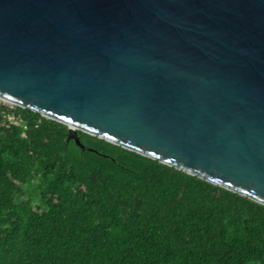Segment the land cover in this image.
Here are the masks:
<instances>
[{"label": "water", "instance_id": "water-1", "mask_svg": "<svg viewBox=\"0 0 264 264\" xmlns=\"http://www.w3.org/2000/svg\"><path fill=\"white\" fill-rule=\"evenodd\" d=\"M0 99L264 205V0H0Z\"/></svg>", "mask_w": 264, "mask_h": 264}, {"label": "trees", "instance_id": "trees-1", "mask_svg": "<svg viewBox=\"0 0 264 264\" xmlns=\"http://www.w3.org/2000/svg\"><path fill=\"white\" fill-rule=\"evenodd\" d=\"M0 126V264H264V205L16 106Z\"/></svg>", "mask_w": 264, "mask_h": 264}, {"label": "built area", "instance_id": "built-area-1", "mask_svg": "<svg viewBox=\"0 0 264 264\" xmlns=\"http://www.w3.org/2000/svg\"><path fill=\"white\" fill-rule=\"evenodd\" d=\"M16 104L0 99V126L10 128L17 126L23 131L27 130L28 123L20 112L16 110Z\"/></svg>", "mask_w": 264, "mask_h": 264}]
</instances>
